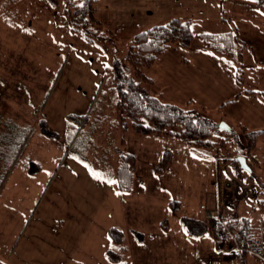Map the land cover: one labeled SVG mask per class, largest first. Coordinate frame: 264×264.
Wrapping results in <instances>:
<instances>
[{
    "label": "rangeland",
    "instance_id": "374dc122",
    "mask_svg": "<svg viewBox=\"0 0 264 264\" xmlns=\"http://www.w3.org/2000/svg\"><path fill=\"white\" fill-rule=\"evenodd\" d=\"M66 1L58 0L57 6L46 0L0 1V149L10 147L14 151L16 145L17 150L10 170L0 169V245L7 248L0 253V264H79L82 257V264H109L104 251L113 248L106 232L112 226L123 232L127 244L125 264H199L198 257L215 250L211 249L212 239L195 245L180 239L168 253L159 246L171 242L160 240L164 232L159 223L163 218L168 221L170 228L165 238L180 236L182 217H196L216 209L215 192L209 184L211 162L216 150L220 152L217 155L224 156V152L219 144L201 148L169 135L132 132L130 120L125 117L124 123L121 113L112 107L111 60L119 58L132 75L131 67L123 60L130 37L163 22V15L192 20L195 33L236 27L239 37L249 46L242 51V84L237 87L264 93V6L255 0H199L196 6L192 0L187 1V6L184 0L167 1V6L166 1L158 6L141 4L142 0H123L113 7L111 0H96L95 17L104 30L112 29L117 36L114 52L104 54L79 32L62 24ZM201 102L203 105L195 103L205 109L199 110V115L219 127L220 112L211 103ZM72 112L90 116L83 129H67L65 115ZM39 124H46L49 134L42 132ZM92 127L96 130L92 131ZM217 127L212 140L225 134ZM233 137V146L243 150V135L239 132ZM121 138L125 139L126 149L137 157L138 169L129 192H121L115 182H109L114 181ZM166 151L175 157L188 154L201 158H193L188 169L178 174H156L154 167ZM27 156L40 162L41 169L35 175L25 168ZM213 174L214 170L212 177ZM237 184L230 187L225 182L224 187L233 193ZM191 186L201 187V194L190 192ZM152 188L161 192L155 196L153 209H148L146 200L153 197L146 192ZM212 191L214 208L201 211ZM251 198L227 203L237 206L246 200L251 203ZM169 199L179 200L178 211L170 210ZM227 203L217 208L218 218L214 219H226L221 210ZM260 217L256 214L252 218L257 221L248 236L259 234L256 227ZM60 221L63 226L57 227ZM136 229L143 235L137 237ZM149 234L158 242L153 244ZM134 236L144 241L142 245ZM235 258L236 254L228 252L214 264H239L238 260L230 262ZM245 264L264 261L247 254Z\"/></svg>",
    "mask_w": 264,
    "mask_h": 264
},
{
    "label": "trees",
    "instance_id": "16d2710c",
    "mask_svg": "<svg viewBox=\"0 0 264 264\" xmlns=\"http://www.w3.org/2000/svg\"><path fill=\"white\" fill-rule=\"evenodd\" d=\"M46 1L51 6L58 5V0ZM95 1L78 0V2H75L67 0L63 8L62 24L73 31L79 32L85 39L97 45L104 54L113 53L117 39L116 32L109 28L103 29L100 20L94 15ZM255 1L260 6H264V0ZM228 20L224 18V21ZM192 24L190 19L171 17L164 22L152 24L130 37L123 60L131 67L132 75L126 72V68L119 58L114 56L111 60L110 71L114 96L112 107L115 112L121 113L120 118L123 119L124 123L126 122L125 117L130 120V130L136 134L169 135L182 143L201 148L219 144L224 156H231V158L225 159L230 172L234 176H239L243 172L246 178L250 179L258 188V194L253 200L252 209L255 212L254 215L261 216L260 218L264 222V181L256 173V168L260 165L253 155L256 142L259 136L264 133V129H249L240 122H236L234 127L230 126V129H223L225 134L221 139L212 140V135L217 126L199 115V110H205L204 108L196 106L193 100L186 101L184 107L181 104L165 101L150 91L153 79L145 73V69L150 67L172 44L187 47L195 39H198L212 54L218 57L226 68L233 72L234 82L237 85L242 84V51L249 48V46L239 37L237 28L230 27V29L219 32L203 31L195 33ZM99 88L100 85L96 89L91 106L95 102ZM243 92L257 93L264 100L262 91L244 89ZM239 94L237 93L234 97L224 100L221 105L235 101ZM89 118L90 116L87 113H67L65 115L67 129L71 130L72 128V131L81 130L84 128L83 125L89 121ZM44 125L39 124V129L49 134L46 129L50 128L46 124ZM95 130L96 127H92V131ZM239 132L245 139L244 148L241 151L233 146L235 142L233 136ZM57 134L54 135L58 136ZM228 143L229 145H227ZM124 144L125 139L121 138V149H119L120 147L117 148V164L113 172V180L121 192H129L132 189L137 168V158L135 154L126 149ZM13 148L14 151L10 150V147L0 149V169L4 172L10 170L14 157L17 155L16 145ZM22 149L21 147L20 150ZM77 155L82 158L79 153ZM237 155L245 156L248 165L252 169V174L242 171L239 162L235 159ZM169 157L168 152L162 154L154 167L156 174H163L166 171ZM24 165L31 175L37 174L41 169L40 162L28 156ZM1 178L0 182L3 181ZM168 206L171 210L178 211L180 202L170 199ZM252 216L239 215L225 220L182 217V225L187 234L191 236L207 234L212 239L215 250L239 246L240 249L236 257L239 264H245V257L249 254L245 249L246 240L252 232L251 229H253ZM159 226L162 231H167V219L163 218ZM135 234L139 237L142 233L135 231ZM107 235L113 248L114 246L115 248H107L105 257L113 263L124 262L127 258V244L122 230L112 226L108 228Z\"/></svg>",
    "mask_w": 264,
    "mask_h": 264
},
{
    "label": "crops",
    "instance_id": "0c3cea01",
    "mask_svg": "<svg viewBox=\"0 0 264 264\" xmlns=\"http://www.w3.org/2000/svg\"><path fill=\"white\" fill-rule=\"evenodd\" d=\"M122 1L123 0H111V2L113 3H110V4L113 7H115L116 5L118 6L119 4H121ZM142 1L143 2H141V4H152V5H158L159 2H163L164 4L166 1L164 6H167L168 4L167 1L172 2L175 0H164V1L162 0H142ZM187 1L189 0L183 1L184 5H186ZM196 1H199V0H192V4L195 6H196ZM152 5H150V8L153 11L154 8L152 7ZM134 7L136 9L140 8L138 6H134ZM171 17H176V16L163 15V22ZM151 23H155V22L151 21ZM146 72H147L146 74L149 75L153 79V82L150 86V91L165 101H169V102H173L177 104H184L188 100H193L194 101L193 103L197 104V101H199L201 105H203V102L201 101H206V102L211 103L210 105H212V107H215L220 112L221 123L225 122L229 126L234 127L236 122H240L241 124H243L249 129H259V128L264 129V100L262 99V97L257 93H244L243 92L244 89L238 88L237 84L234 82L230 69L226 68L223 65V63L218 59V57L212 54L198 39L193 40V42L187 47L181 46L179 44H172L166 52L160 55L155 60V62L146 69ZM223 83L227 84L224 88L222 87ZM251 90H259V89H251ZM237 93H240V94L236 98L235 101L229 102V103H226L220 106V103L222 101L230 99L231 97H234ZM263 96H264V93H263ZM223 129H226V128L222 126L217 127V131H220L222 134L224 133ZM166 152L169 153L170 157H169V162H168L166 171L163 174H165L166 172L167 173L173 172V174H178L179 172H183V170L188 169L187 166L189 163H191L193 158H201L198 155L192 156L188 154L187 155L183 154L182 156L175 157V155L170 153L169 151H166ZM218 153L220 152L216 150V152H214L213 154L210 173L211 172L213 173V170H214L213 159L215 155H217ZM253 155L260 165L259 167L256 168V173L258 177L264 181V133L259 136L256 142L255 149L253 150ZM80 160H84V159L80 158ZM137 169H138V166L136 170ZM212 173H211L209 184L213 186L211 182V179L213 178ZM224 175H225L226 180H228L227 183H228V186L230 187H233V185L237 184V182L240 180V176H234L230 172L228 167L226 171L224 172ZM240 175H243V173H241ZM112 177H114V174L112 175ZM243 182L251 183L252 181H250V179L248 178H245L243 175ZM191 188L192 190H189L190 192L196 193V195L201 194L200 192L202 191L201 187L196 189V186H191L190 189ZM194 189L196 190L194 191ZM213 189H214V186H213ZM159 192H161V190L158 188H155V189L152 188L146 192L148 194V197H153V198L146 200V208L153 209V205L157 203V199L155 196H158ZM189 197H192V196L189 195ZM256 197L257 196L252 197L251 199L254 200ZM252 202L248 203L246 200V201L241 202L237 206H231L230 203H227L222 208L221 213L225 216V218H230V217L239 216V215H246V216L253 215L252 218H254L256 214L254 215L255 212L252 209L253 207ZM203 203L205 205L203 204L202 207L204 208H202L201 211H203L204 209L214 208L215 200H214L213 191L212 193H209V195H207L206 200L204 199ZM156 208H157V205H156ZM171 211L174 212L173 210ZM201 214L196 216L195 218H201V217L204 218L203 213ZM256 221L257 220L253 221L252 226L256 224ZM61 226H63L62 221L58 223L57 227H61ZM169 228L170 227L168 224V230L163 231L164 235H167L169 233ZM179 229H180L179 230L180 236H172V237H166V238L164 235L159 236L160 240L171 241V242H166V244H159V246H161L162 248L164 247L163 251L167 249V252L169 253L171 249H174L173 243H175L176 241H179L180 239H182L186 243H191L194 245L195 244H207V243L212 242L207 239L209 238L207 234H203L200 236H191L187 234V232L183 228L182 222L179 223ZM137 230L138 229H136V231ZM148 236L150 238L152 237L153 244L158 242L157 239L155 241V239L153 238L151 234H149ZM134 238H136V236H134ZM136 241H140L138 245H142V243L144 242L143 240L141 242V240L138 238H136ZM15 245H16V242L13 244V247H15ZM13 247L11 248V250H13ZM153 248H155L156 250L158 247H153ZM211 249H214L213 245L211 246ZM1 251L6 252L7 248H4L0 245V253ZM201 254L202 252L200 251L199 255L198 254L197 255L201 256ZM194 256H195L194 258H197L196 255ZM71 258L74 259V257H71ZM82 258L85 259V257H82ZM83 259H80L79 264H82V262L84 261ZM126 260L124 262H126ZM232 261H237V259L235 258L231 260L230 262ZM109 264H111V262H109Z\"/></svg>",
    "mask_w": 264,
    "mask_h": 264
},
{
    "label": "built area",
    "instance_id": "2783aa9c",
    "mask_svg": "<svg viewBox=\"0 0 264 264\" xmlns=\"http://www.w3.org/2000/svg\"><path fill=\"white\" fill-rule=\"evenodd\" d=\"M226 157L227 156L217 155L214 159V174L212 178V184L214 186L215 192L216 209L204 211V216L206 218H218L217 210L221 207L220 205L222 204L224 205L229 201L230 203L235 204L236 202L242 200V198H245L247 196L255 197L258 194V188L253 183L243 182V175H240L241 183L239 184L241 185L237 184V187L233 189V193H228V191L224 187L225 182L228 185L227 181H224L226 180L224 172L227 169L225 163ZM257 225L258 226L256 228L259 229V234H251V236L247 237L245 249L249 254L264 261V222L262 221V219H259ZM254 227L255 226H253V229ZM239 249V246L236 245L235 247L229 249L213 250V252L209 255L203 258L198 257L197 260L199 264H214L215 259H219L221 256L227 254L228 252L237 254Z\"/></svg>",
    "mask_w": 264,
    "mask_h": 264
},
{
    "label": "water",
    "instance_id": "95a60500",
    "mask_svg": "<svg viewBox=\"0 0 264 264\" xmlns=\"http://www.w3.org/2000/svg\"><path fill=\"white\" fill-rule=\"evenodd\" d=\"M220 124H221L220 127L222 126V127L226 128V129H230V126L227 123L224 122V123H220ZM235 159L239 162L240 167H241L242 170H244L248 174H252V169L248 165L245 156H243V155H237L235 157Z\"/></svg>",
    "mask_w": 264,
    "mask_h": 264
},
{
    "label": "snow or ice",
    "instance_id": "6c2138e0",
    "mask_svg": "<svg viewBox=\"0 0 264 264\" xmlns=\"http://www.w3.org/2000/svg\"><path fill=\"white\" fill-rule=\"evenodd\" d=\"M94 175H96V173H93ZM110 183H113L114 181H109Z\"/></svg>",
    "mask_w": 264,
    "mask_h": 264
}]
</instances>
